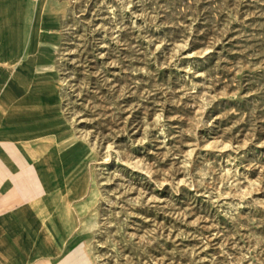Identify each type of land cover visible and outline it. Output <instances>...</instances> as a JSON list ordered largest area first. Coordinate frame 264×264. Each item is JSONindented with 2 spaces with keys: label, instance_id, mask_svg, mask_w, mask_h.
I'll return each mask as SVG.
<instances>
[{
  "label": "rangeland",
  "instance_id": "1",
  "mask_svg": "<svg viewBox=\"0 0 264 264\" xmlns=\"http://www.w3.org/2000/svg\"><path fill=\"white\" fill-rule=\"evenodd\" d=\"M52 2L0 0V153L18 126L29 159L51 160L33 204L48 243L19 256L9 208L0 264H264V0ZM90 158L96 216L68 236Z\"/></svg>",
  "mask_w": 264,
  "mask_h": 264
},
{
  "label": "bare ground",
  "instance_id": "2",
  "mask_svg": "<svg viewBox=\"0 0 264 264\" xmlns=\"http://www.w3.org/2000/svg\"><path fill=\"white\" fill-rule=\"evenodd\" d=\"M46 6H49L51 8V10H53L54 12L57 11V7L53 6L52 0H46ZM55 35H56V33H55ZM54 46H55V44H49L44 49V58H45L44 67L53 66V64H52V59H53L52 48ZM23 57L24 58L27 57V52L25 55L21 56L19 61L13 67L15 69L14 80L17 84H19V86H20V76H21V72H22V67H20V65H21L20 62L23 59ZM54 68H55L54 72L56 74H58V68L55 66H54ZM61 82L62 81L60 80L59 76L57 75V78L54 80V83H53L56 93H57V89H59V87L61 85ZM62 99H63L62 96H57L55 98L54 104L56 106V110H54V114L57 113V111L59 112ZM17 115H25V114H17ZM14 132H15V134L13 135L14 136V140H13L14 143L12 146L13 147L12 148L13 149L12 154L14 157L13 162L15 165V169L12 171L11 177H10L11 178V180H10L11 187H10V192H9L10 195H9V199H8V204H9V207L11 208V212H12V216H13V222H12V227H11L12 228V235H13L12 239H13V243H14L15 248H16V249L14 248L16 250V253L19 256H28L29 257V255L31 253V250L28 247L29 244L31 245V243L33 244V243H35V241H40V240H41V243H40L41 245L48 243L46 235L43 234L42 232H40L41 227L38 225L37 218L33 214V211H34V205L33 204L35 203L36 200L43 198L44 195H47L49 193V187L46 185L42 186L41 183L39 184L38 180L40 179L39 174L41 175L40 165L45 167V168H48L51 165V160H50V156H48L47 159L46 160L44 159L43 162H40V165H39L37 161H33V159H31V156L29 159V157H28L29 153H26L29 145H26V143L29 142V140H31V138L33 136L31 135L30 132L26 133V128H24L22 130L18 126ZM22 132H23V136H20V133H22ZM67 133L71 136V138L73 140L79 141V139H78V137H76L74 131L67 132ZM10 139H12V138H10ZM21 139L25 141V144H24L25 150L19 149V147H20L19 142L21 141ZM94 161H95L94 158H90L85 162V180H82V181H85L84 183L78 182V184H75L74 182L71 181L70 183L67 184V189H69V195L66 197L65 201H66V204H67L69 212H70L69 217L71 220L70 231H69L68 236L73 235L75 232H78V230L86 231L87 233H89L90 225L93 222L92 219H94V217L96 216V214L92 213L90 219L87 221L85 220L86 223H84V217L82 214V209H83L82 207L84 205L86 206V209H90L91 212H92V209L94 210L93 198H92V194H93V191H92L93 190V182L92 181H93V174L95 172V168L93 165ZM47 179H49V178H47ZM63 224H64V222H63ZM86 242H87V248L91 252L92 247L89 243V240ZM42 250H43L42 256H48V257L63 256L64 254L67 253L66 240H64L63 244L56 249L51 247V246H47V247L43 248Z\"/></svg>",
  "mask_w": 264,
  "mask_h": 264
},
{
  "label": "crops",
  "instance_id": "3",
  "mask_svg": "<svg viewBox=\"0 0 264 264\" xmlns=\"http://www.w3.org/2000/svg\"><path fill=\"white\" fill-rule=\"evenodd\" d=\"M7 147V151L5 150ZM10 151V155L12 157V165H13V169L10 170V168H8L9 166V160L7 159V157H9V151ZM3 153L4 155H7V157H5L2 153H0V214L3 213V212H8L9 211V204H8V199H9V195H10V191L8 193H3L1 192V189L9 186L10 188V180H11V173L12 171L15 169V165H14V162H13V154H12V149L10 147V149H8V146L5 145V147H3ZM1 155H3L1 157ZM4 182H7L6 186L4 187Z\"/></svg>",
  "mask_w": 264,
  "mask_h": 264
}]
</instances>
